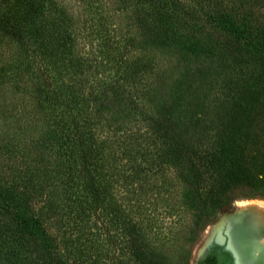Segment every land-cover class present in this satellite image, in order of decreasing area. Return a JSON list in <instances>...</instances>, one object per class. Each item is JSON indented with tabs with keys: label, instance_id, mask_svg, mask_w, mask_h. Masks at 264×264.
Segmentation results:
<instances>
[{
	"label": "trees",
	"instance_id": "16d2710c",
	"mask_svg": "<svg viewBox=\"0 0 264 264\" xmlns=\"http://www.w3.org/2000/svg\"><path fill=\"white\" fill-rule=\"evenodd\" d=\"M259 1L196 0L201 19L186 0H0L55 152L29 187L0 181V260L70 264L65 244L97 262L111 242L164 264L153 242H194L264 195Z\"/></svg>",
	"mask_w": 264,
	"mask_h": 264
},
{
	"label": "rangeland",
	"instance_id": "374dc122",
	"mask_svg": "<svg viewBox=\"0 0 264 264\" xmlns=\"http://www.w3.org/2000/svg\"><path fill=\"white\" fill-rule=\"evenodd\" d=\"M216 2L220 4L232 3L231 0H216ZM234 2L236 3L238 0H234ZM186 3V7L197 11L198 13H196L201 19L204 18L199 14L201 11L200 2L186 0ZM72 5L71 10L75 11V3ZM254 9L258 17L264 19V0H260ZM18 55L19 51L16 49L14 41L0 34V181H15L23 189L29 187L32 179L43 178L39 175L40 171L45 165L54 164L55 152L52 149L51 140L46 138L49 132L48 126L32 113L29 101L30 92L24 93L23 91V85L28 83L27 76L23 72L15 75L11 67L14 57ZM33 169H35L34 173H32ZM35 201H37V206L45 205L46 195L38 194ZM251 202L264 204V195L237 198L233 207L222 210L217 219L211 222L194 242L182 241L181 236L185 233H181L176 236H179L180 240H170L164 245L162 242H153L151 246L153 252L164 264H195L198 253L211 232L212 225L224 213L232 212L239 209L241 205ZM167 231L163 230L162 232L167 233ZM174 231L181 230L175 229ZM62 247L64 248V258L70 264H138L136 261L124 258L120 246L111 242H106V245L98 251L100 254L97 262H92L86 257L77 259L70 246L64 244ZM162 257L163 259H161ZM0 264L8 263L0 260ZM28 264H34V262L31 261Z\"/></svg>",
	"mask_w": 264,
	"mask_h": 264
},
{
	"label": "bare ground",
	"instance_id": "6f19581e",
	"mask_svg": "<svg viewBox=\"0 0 264 264\" xmlns=\"http://www.w3.org/2000/svg\"><path fill=\"white\" fill-rule=\"evenodd\" d=\"M239 211L240 213L236 214V226L239 229L237 232L241 233L245 244V248L240 252L241 256L239 255L240 263L254 264L258 257L254 251H264V243H261L264 240V204L247 203L241 205Z\"/></svg>",
	"mask_w": 264,
	"mask_h": 264
},
{
	"label": "water",
	"instance_id": "95a60500",
	"mask_svg": "<svg viewBox=\"0 0 264 264\" xmlns=\"http://www.w3.org/2000/svg\"><path fill=\"white\" fill-rule=\"evenodd\" d=\"M239 213V209L226 212L212 225L211 232L198 253V258L204 254L208 247L214 243H218L225 245L228 250L232 251L236 256V263L240 264V261H237V254L234 249L236 246L237 249L239 248V252H242L241 250L245 248L242 235L240 232H237L239 229L236 226V214Z\"/></svg>",
	"mask_w": 264,
	"mask_h": 264
},
{
	"label": "flooded vegetation",
	"instance_id": "af4514ba",
	"mask_svg": "<svg viewBox=\"0 0 264 264\" xmlns=\"http://www.w3.org/2000/svg\"><path fill=\"white\" fill-rule=\"evenodd\" d=\"M261 243H264V240H262ZM234 249L238 256V262H239L240 261L239 255L241 256V254L239 250L236 248V246L234 247ZM254 253L258 255L257 259L254 261V264H263L264 251L261 252L254 251ZM195 264H237V263H236V256L232 251L228 250L223 244L214 243L205 250L204 254L200 258H197Z\"/></svg>",
	"mask_w": 264,
	"mask_h": 264
}]
</instances>
